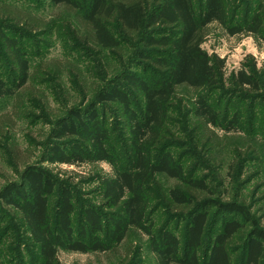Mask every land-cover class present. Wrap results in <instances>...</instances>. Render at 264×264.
I'll use <instances>...</instances> for the list:
<instances>
[{
    "label": "trees",
    "instance_id": "1",
    "mask_svg": "<svg viewBox=\"0 0 264 264\" xmlns=\"http://www.w3.org/2000/svg\"><path fill=\"white\" fill-rule=\"evenodd\" d=\"M49 2L59 14L62 11L51 21L28 11L8 14L9 9L0 6V63L6 62L13 75L11 80L0 77V98H13V108L22 114L26 102L17 92L37 77L41 84L58 83L63 88L59 73L53 76L41 69V63L33 65L24 39L57 31L67 38L66 57L75 63L82 57L75 53L93 57L100 68L113 57L114 71L95 75L102 84L93 88L94 100L69 109L58 121L45 155L51 164L106 162L114 176L97 178L103 187L101 207H85L79 229L70 189L61 188L53 205L60 184L47 170L28 167L22 184L0 193V200L19 214L26 240L38 250V264H58L60 251L109 252L131 231L148 237L157 264H264V230L251 225L247 232L249 220L239 204L203 201L211 193L209 185L193 177L169 150L191 126L213 135L240 125L239 111L222 114L202 94L223 88L226 68L224 59L202 46L212 25L230 36L249 33L264 38V4L259 0L239 22L230 12V0ZM125 45L143 74L126 68ZM232 82L249 95L264 92V72L242 68ZM180 86L198 94L191 109L178 97ZM109 105L116 116L112 122L103 113ZM182 116L194 121L174 128L176 117ZM159 176L184 187L164 190ZM161 202L172 212L156 226L151 213ZM210 205L216 207L212 216L204 210ZM223 213L226 217L219 222ZM174 221L184 225L170 229ZM0 264H5L1 253Z\"/></svg>",
    "mask_w": 264,
    "mask_h": 264
},
{
    "label": "rangeland",
    "instance_id": "2",
    "mask_svg": "<svg viewBox=\"0 0 264 264\" xmlns=\"http://www.w3.org/2000/svg\"><path fill=\"white\" fill-rule=\"evenodd\" d=\"M260 1L264 4V0ZM258 3L259 0H230L229 8L231 14L236 15V21L241 22ZM1 5L9 9L8 14L28 11L47 21L62 12L59 14L49 0H0ZM262 35L264 37V33ZM66 39L61 33L52 31L49 37L34 36L23 40L33 65L41 63V69L53 76L59 73L63 88L57 82L41 84L37 77L36 82L17 92L18 97L26 102L22 114L13 108V98H0V193L5 188L22 184L23 173L28 167L47 170L60 184L52 200L53 205L61 196V188L70 189V196L77 207L73 216L75 228L79 229L82 210L89 206L101 207L103 187L97 178L113 177L114 169L106 162L77 166L51 164L46 159V149L54 141L58 121L69 109L83 108L94 100L93 88L102 84L95 75L100 71L113 72L116 60L109 57L105 67L100 68L93 57L75 53L82 56L81 62L75 63L71 57H66L69 51ZM202 48L226 62L223 88L202 94L222 114L226 112L231 116L239 111L240 125L230 131L217 130L213 135L200 133L191 126L189 133L179 135L175 146L169 150L181 159L193 177H201L209 185L211 193L205 195L203 201L215 199L223 204H239L249 220L247 232L251 225L264 230V92L249 95L232 84L233 75L242 68L253 69L258 74L264 72V38L249 33L230 36L223 28L212 25ZM122 51L126 68L143 74L138 59L131 55L129 45L123 46ZM9 70L6 62L0 63L1 78L11 80L13 75ZM177 94L190 109L198 95L187 86L178 87ZM103 113L111 122L115 121L113 106H107ZM176 119L174 128H181L184 121H194L184 116ZM158 181L164 190L184 187L181 182L166 176H159ZM158 208L151 213L156 226L163 225L166 216L172 212L164 202L159 203ZM204 210L210 216L216 213V207L212 205L204 207ZM224 217V213L219 215V222ZM183 225L174 221L170 229ZM0 253L5 264H38V250L26 240L19 214L2 200ZM58 264H157V258L150 249L148 237L131 231L120 246L106 253L60 251Z\"/></svg>",
    "mask_w": 264,
    "mask_h": 264
}]
</instances>
